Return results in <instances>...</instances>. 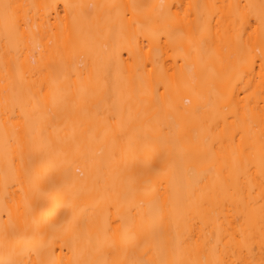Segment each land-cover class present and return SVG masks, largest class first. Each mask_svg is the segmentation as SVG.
Returning <instances> with one entry per match:
<instances>
[{
  "label": "bare ground",
  "instance_id": "obj_1",
  "mask_svg": "<svg viewBox=\"0 0 264 264\" xmlns=\"http://www.w3.org/2000/svg\"><path fill=\"white\" fill-rule=\"evenodd\" d=\"M262 16L0 0V264L264 258Z\"/></svg>",
  "mask_w": 264,
  "mask_h": 264
},
{
  "label": "snow or ice",
  "instance_id": "obj_2",
  "mask_svg": "<svg viewBox=\"0 0 264 264\" xmlns=\"http://www.w3.org/2000/svg\"><path fill=\"white\" fill-rule=\"evenodd\" d=\"M2 7L4 9V19H5L6 25L10 22L17 36H20L21 35V21L19 20V17L13 11H11V9H13L16 6H13L10 4H3ZM67 7L69 6L65 5V8ZM260 21H261L262 30H264V16L260 18ZM24 27L25 28L27 27L26 22L24 24ZM261 64H262V67H264V53H262V56H261ZM41 91H43V89H41ZM236 235H239L240 237L239 241H236L235 239ZM229 242L238 243L241 250H243L244 248H248V244H247L246 238L244 237L242 230L238 231L236 234H229ZM215 247L216 248L219 247V240L217 241V244ZM226 253H227V246H225V254ZM143 264H146V262H143ZM164 264H168V262H164ZM172 264H175V262H172ZM200 264H264V258H262L259 262H257L252 259H249L247 261L241 260V259L229 261L228 259L218 257L212 261H207V260L202 261L200 262Z\"/></svg>",
  "mask_w": 264,
  "mask_h": 264
}]
</instances>
